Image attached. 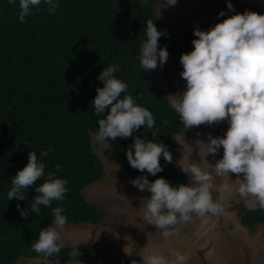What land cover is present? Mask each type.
Listing matches in <instances>:
<instances>
[{"label":"trees","instance_id":"trees-1","mask_svg":"<svg viewBox=\"0 0 264 264\" xmlns=\"http://www.w3.org/2000/svg\"><path fill=\"white\" fill-rule=\"evenodd\" d=\"M163 1L58 0L55 13L34 9L22 23L18 19V0L16 8L8 0H0V264H15L19 258L52 260L34 252L31 245L41 228L53 221L54 207L65 209L62 214L67 217L66 224L97 225L102 220L103 212L87 202L82 191L104 178V168L92 150L90 136H95L97 120L103 118L95 114L92 101L96 88L103 87L97 77L108 66H118L115 76L128 85L125 95L131 94L139 106L151 111L156 122L153 129L140 128L133 137H117L114 141L106 138L114 163L130 183L144 175L149 182L163 177L173 186L184 184L163 158V171L156 176L132 168L126 158L136 136L163 143L173 156L175 136L187 130L164 93L144 79L138 59L146 41L148 20H153L157 30L168 33L158 41L159 47H166L169 53L167 61L182 68L181 54L193 48L189 31L155 17L153 7ZM197 1L218 10H229L227 3H231L238 13L250 11L236 0ZM164 119L168 121L166 125L162 123ZM49 147L54 151L42 158L45 177L49 171L55 172L67 181L69 190L64 201L40 206L39 215L31 213L25 219L17 204L21 209H30L35 188L26 190V200H8L11 180L27 164L29 151L41 159L40 152ZM57 164L61 166L59 172L55 171ZM45 177L37 181V186ZM139 192L145 200L148 198L146 191ZM237 217L247 230L264 226V210L258 206L250 210L238 208ZM74 246L61 249L60 264L97 263L92 244L78 245L77 257L70 255Z\"/></svg>","mask_w":264,"mask_h":264},{"label":"clouds","instance_id":"clouds-1","mask_svg":"<svg viewBox=\"0 0 264 264\" xmlns=\"http://www.w3.org/2000/svg\"><path fill=\"white\" fill-rule=\"evenodd\" d=\"M8 3L17 7V0H8ZM175 4L176 0H165L162 7ZM58 8V0H18V19L24 23L34 9L36 12L46 10L51 15ZM227 8L234 11L231 3H227ZM218 15L225 13L221 11ZM193 35L196 39L191 41L192 50L179 58L185 88L181 93L169 95L168 103L185 129L227 122L223 137L209 135L207 143H201L206 145L204 157L215 156L221 148L222 157L214 164L204 160L214 168L217 176L230 180L229 175L235 174L239 181L235 191L239 197L250 200V206L264 210V14L246 10L228 16L207 31L194 28ZM161 36L167 37L168 33L157 30L153 20H148L146 41L138 56L141 69L154 70L158 62L161 67L166 63L169 53L166 47L158 45ZM117 71L118 66L111 65L97 77L103 82L102 88H96L92 101L95 114L103 116L97 120L99 127L95 139L99 142H107L106 138L114 141L117 137H133L138 129H153L156 123L151 111L139 106L131 94L125 95L128 85L116 78ZM162 123L166 125L168 121L164 119ZM152 136L156 133L152 132ZM52 151L51 147L41 151V159L36 152L29 151L27 164L11 180L8 200H26V190L35 188L30 209H21L17 204L20 216L25 219L31 213L39 215L40 206L50 207L53 201H64L69 190L67 181L58 178L55 172L49 171L45 177L42 158ZM126 158L132 168L152 176L163 171L161 158L166 164L173 162L166 145L140 136L133 138ZM60 168L57 164L55 171L59 172ZM181 170L189 176L187 185L173 186L163 177L149 182L144 175L131 181L139 191L149 194L144 201L143 221L154 226L165 240L177 235L178 225L189 224L194 217L206 223L209 216L219 217L225 211L211 195L214 189L211 174L195 162ZM42 177H45L43 183L37 186ZM221 190L233 189L226 181ZM64 211L63 207L52 208L54 226L41 228L38 239L31 245L37 254L51 257L50 264H60L58 257L64 243L59 230L67 223ZM169 252L174 257L171 262L156 249L146 251L141 259L143 264H186V255L172 249ZM70 255L80 256L78 245Z\"/></svg>","mask_w":264,"mask_h":264},{"label":"rangeland","instance_id":"rangeland-1","mask_svg":"<svg viewBox=\"0 0 264 264\" xmlns=\"http://www.w3.org/2000/svg\"><path fill=\"white\" fill-rule=\"evenodd\" d=\"M236 1L250 11L264 14V0ZM164 3L153 7L155 17L170 26L183 27L192 35L194 28L207 31L228 16L238 13L217 10L196 0H176L175 6L162 7ZM221 11L225 13L224 16L218 15ZM141 70L144 79L159 87L166 98L183 92L185 88L186 82L180 76L183 69L171 62L166 61L162 67L158 62L154 70ZM227 127V122L223 121L212 126L192 127L175 136L171 163L185 185L188 184L189 176L181 168L188 169L194 162L213 176L214 189L211 195L214 201L220 202L225 208L219 217L209 216L206 223L194 217L191 223L178 225L177 235L165 240L154 226L146 225L143 221L145 199L126 178L124 171L114 163L112 149L91 135V147L102 163L104 178L86 187L82 195L102 210L104 216L97 225H65L59 231L85 232L80 236L75 235L72 243L92 244L99 258L97 264H133V261L143 264L141 257L150 249L158 250L170 262L174 259L169 252L172 249L188 257L186 264H264V226L247 230L241 226L237 217L238 208L250 210L257 206H250V200L245 201L239 197L235 191L239 186L235 174H230V180H227L226 177L217 176L214 168L205 162L214 164L215 160L222 157V148L215 156L204 157L206 145L201 143H207L209 135L223 137ZM226 181L232 191L221 190V185ZM49 226L54 225L51 223ZM15 264L50 262L19 258Z\"/></svg>","mask_w":264,"mask_h":264},{"label":"crops","instance_id":"crops-1","mask_svg":"<svg viewBox=\"0 0 264 264\" xmlns=\"http://www.w3.org/2000/svg\"><path fill=\"white\" fill-rule=\"evenodd\" d=\"M197 1V0H196ZM199 2V1H198ZM159 4V3H158ZM203 4V3H202ZM205 5V4H204ZM207 6V5H206ZM209 7V6H208ZM218 10V9H217ZM160 20V19H159ZM173 27H178V26H173ZM183 28V27H182ZM185 29V28H184ZM187 30V29H186ZM188 31V30H187ZM191 33V32H190ZM192 35V34H191ZM192 37H193V35H192ZM193 39H194V37H193ZM169 62V61H168ZM174 64V63H173ZM176 65V64H175ZM178 66V65H177ZM179 67V66H178ZM182 69V68H181ZM150 84V83H149ZM152 85V84H151ZM155 86V85H154ZM155 87H157V86H155ZM157 88H159V87H157ZM160 89V88H159ZM161 90V89H160ZM162 91V90H161ZM163 92V91H162ZM164 93V92H163ZM165 95V94H164ZM166 96V95H165ZM168 100V99H167ZM87 201V200H86ZM88 202V201H87ZM91 204V203H90ZM95 208H96V206L95 205H93ZM97 209V208H96ZM98 210H100V209H98ZM100 211H102V210H100ZM52 223V222H51ZM50 223V224H51ZM49 224V225H50ZM66 225H73V226H77V225H83V224H70V223H68V224H66ZM84 225H88L89 226V224H84ZM92 226V225H91ZM77 229H78V227H77ZM85 232H82V231H80V230H77L75 233H72V232H63V231H61L60 232V235H61V238L62 237H64V238H62V241H63V243H64V246H74V245H82L81 243H79V242H76V243H72V239H74V237H75V235L77 236V235H81V234H84ZM71 240V242H69ZM72 243V244H71ZM84 244H89V242H87V243H84ZM96 250V249H95ZM97 252V251H96ZM34 260V259H33ZM42 260V259H41ZM18 261V260H17ZM16 261V262H17ZM44 261V260H43ZM98 261H99V258H98ZM98 261H97V263H98ZM47 262V261H46ZM112 262V261H111ZM68 263H75V264H79V263H76V262H68ZM96 263V264H97Z\"/></svg>","mask_w":264,"mask_h":264}]
</instances>
